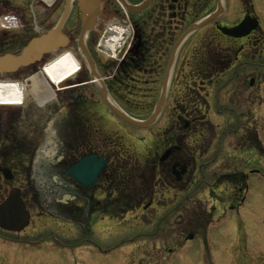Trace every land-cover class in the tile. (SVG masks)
<instances>
[{"label": "flooded vegetation", "instance_id": "af4514ba", "mask_svg": "<svg viewBox=\"0 0 264 264\" xmlns=\"http://www.w3.org/2000/svg\"><path fill=\"white\" fill-rule=\"evenodd\" d=\"M124 3L144 5L129 14L133 45L120 63L95 53L94 34L87 40L116 108L136 119L143 98L155 104L183 38L153 136L152 176L105 179L125 129L85 66L44 105L28 96L20 108H0V204L15 189L30 215L23 232L0 230V264L13 262L14 248L41 250L54 238H21L38 236L45 220L76 234L71 244L46 245L95 264H236L238 250L264 264V218L254 216L264 187V0H101V19ZM34 70L16 78L31 81ZM87 155L107 165L81 187L66 171ZM251 197L256 232L243 236L238 215Z\"/></svg>", "mask_w": 264, "mask_h": 264}, {"label": "rangeland", "instance_id": "374dc122", "mask_svg": "<svg viewBox=\"0 0 264 264\" xmlns=\"http://www.w3.org/2000/svg\"><path fill=\"white\" fill-rule=\"evenodd\" d=\"M11 3V6L16 8V9H21L24 11L25 13V18L23 20V25L24 27L22 29H20L19 31L15 32V34L18 36V34L21 31H24L27 34H35L38 33V31L40 30V34L43 33L44 31H46L48 28L52 27V25L55 24V22L57 21L61 10H62V5L64 0H57L56 3L51 7H45L44 4H41L40 2H38L37 0H8ZM2 6L0 7V11H2L3 9H8L9 7H5L3 4H1ZM118 10V9H117ZM12 14L15 15H20L19 13L14 12L13 10H11ZM77 10L73 9L72 13H71V18L68 20L67 26L64 29V33L67 35V37H69V39L71 40V42H75V40L78 37V33H79V21H78V15H77ZM24 16V15H23ZM36 16V20L35 22H32L29 17H33ZM115 19H119L117 12L115 14H112L111 16L105 18L104 22L108 23V22H112V20ZM38 31H36V30ZM42 31V32H41ZM1 34V33H0ZM11 33H9L8 35H10ZM14 34V33H12ZM38 35V34H37ZM58 56V55H57ZM57 56H49L47 57L46 61L50 62V60L52 61L55 57ZM149 97V96H147ZM140 105H141V112L139 114H137L138 116H140L141 118L146 117L151 109H152V105L154 103V100L152 98H143L140 101ZM146 109V110H145ZM160 122L158 123V125L153 126L150 129H146V130H142L139 132H135V134H140V136H145L143 137L144 139H150L149 138V134L154 132L156 128H158ZM125 132H129L130 128L127 126H124ZM146 139V140H147ZM148 143V142H147ZM149 145V144H148ZM131 146V145H130ZM131 148H133V146H131ZM135 149V148H134ZM138 151H141V149H138ZM143 152V151H141ZM136 157L138 159H141L140 155H136ZM264 185V184H263ZM257 195L258 198L261 199L260 203H258L255 208V198L251 197L247 208L243 211L245 212H240L238 217H239V228L243 231V236L245 234H252L253 231H255L250 225H251V220L253 219V212H251L252 208H254V216L255 217H263L264 218V187H261L260 189L257 190ZM254 217V218H255ZM245 224L247 226H245ZM43 226L45 228V230L43 232H41L40 234H53L54 238L56 240H58L61 244H71L72 241L76 240L75 233H70L69 229L66 226H62L60 224H58L57 222H55L54 220H45L43 222ZM255 228H258L255 225H252ZM32 230V228H31ZM30 231H26V233H24L22 235V239H29V240H36L39 239L40 236H33V237H27V234ZM256 232V231H255ZM43 236V237H44ZM12 236H9V238ZM126 238H128V236L125 235ZM250 236V238H252L251 240H256L257 236L253 235ZM250 238H248L250 240ZM42 239V238H40ZM82 239V240H81ZM78 234L77 236V240L78 241H83L81 244H87L85 242V237L81 238ZM93 241L95 240V237L92 238ZM121 240L123 238H120ZM241 239V237L239 238ZM245 239V238H243ZM116 242L118 241L117 238L114 239ZM262 241H264V233L261 237ZM96 241H98L100 244L104 243V240L102 238H96ZM113 241V240H111ZM120 241V240H119ZM118 241V242H119ZM117 242V243H118ZM41 244V243H40ZM46 244H53L51 243L50 238L48 237H44L43 239V243L40 246V249H36V248H28L26 249L24 252H21L20 248H14L10 251L11 255L13 256V262H11L10 264H79V262H83V264H95L93 260H91L90 258H88L87 260L80 256L77 255V252L74 253V255H67L65 254V251L62 249L57 248L56 246L52 245V246H48ZM74 244V243H73ZM14 247H16V245H14ZM237 262L236 264H248V261L250 260V258L247 259V257L244 255L243 250L240 251L238 250L237 253ZM89 262V263H88ZM192 262H196V261H192ZM218 263V261L215 259V261L213 263ZM256 264H260V260L256 261Z\"/></svg>", "mask_w": 264, "mask_h": 264}, {"label": "water", "instance_id": "95a60500", "mask_svg": "<svg viewBox=\"0 0 264 264\" xmlns=\"http://www.w3.org/2000/svg\"><path fill=\"white\" fill-rule=\"evenodd\" d=\"M74 4L79 10L80 19V31L75 43L76 48L87 62L91 74L97 77L94 64L88 54L86 39L88 34L93 32L99 26V0H66L63 11L52 29L37 38L31 39L20 53L0 56V76L24 71L28 67L40 63L45 56L70 48L69 39L63 35L62 31L70 15L72 5ZM129 9L131 11H136L138 8L131 7ZM100 84L102 85V83ZM164 90L165 86L162 89L160 102H163ZM100 91L102 92L103 89L101 88ZM158 109L159 107L157 106V111ZM155 115L156 113H154L148 121L143 123H134L128 119L125 120L133 125L146 127L153 122ZM97 165L101 166L102 164H100L95 157H87L70 168L68 173L75 178L79 184L88 186L97 176ZM0 218L13 221L14 227L10 228H7L4 225L5 222L3 223L0 221V227L4 229L20 231L27 225V215L23 212L21 203L18 199L11 196L2 206H0Z\"/></svg>", "mask_w": 264, "mask_h": 264}, {"label": "bare ground", "instance_id": "6f19581e", "mask_svg": "<svg viewBox=\"0 0 264 264\" xmlns=\"http://www.w3.org/2000/svg\"><path fill=\"white\" fill-rule=\"evenodd\" d=\"M126 37V31L116 27L105 34L104 40L100 44V48L114 55L120 50L122 41ZM79 70V64L75 57L68 52H64L55 57L50 63L45 65L42 74L53 84L58 86L65 80L71 78ZM21 87L13 85L9 81H0V104L18 105L21 100Z\"/></svg>", "mask_w": 264, "mask_h": 264}, {"label": "trees", "instance_id": "16d2710c", "mask_svg": "<svg viewBox=\"0 0 264 264\" xmlns=\"http://www.w3.org/2000/svg\"><path fill=\"white\" fill-rule=\"evenodd\" d=\"M10 43V44H8ZM18 44L17 47H14V44ZM6 44H8V46L4 49L1 50L0 53H6V52H12L15 51L16 49L20 48L21 46H23L19 41H16L14 39L8 41Z\"/></svg>", "mask_w": 264, "mask_h": 264}]
</instances>
